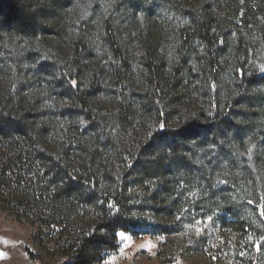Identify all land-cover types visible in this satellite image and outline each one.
<instances>
[{
  "label": "trees",
  "instance_id": "16d2710c",
  "mask_svg": "<svg viewBox=\"0 0 264 264\" xmlns=\"http://www.w3.org/2000/svg\"><path fill=\"white\" fill-rule=\"evenodd\" d=\"M222 1L0 0V209L59 264H264V3Z\"/></svg>",
  "mask_w": 264,
  "mask_h": 264
},
{
  "label": "rangeland",
  "instance_id": "374dc122",
  "mask_svg": "<svg viewBox=\"0 0 264 264\" xmlns=\"http://www.w3.org/2000/svg\"><path fill=\"white\" fill-rule=\"evenodd\" d=\"M236 1H239L240 6L246 2L245 5L252 6L254 10L259 4L264 3V0H223V13H226L227 17L233 12ZM255 16L258 26H264V16L259 13H255ZM256 29L260 30L259 27ZM255 66H260V59L257 56H253L247 65L249 68ZM46 236L38 232L37 226L28 222H18L0 209V264H59L63 257L58 251L57 243L52 237ZM118 237L120 242L118 251L109 254L100 264H162L157 256L159 245L164 239L162 236L135 237L119 233ZM171 264L211 263L209 260L191 255L189 259Z\"/></svg>",
  "mask_w": 264,
  "mask_h": 264
},
{
  "label": "snow or ice",
  "instance_id": "6c2138e0",
  "mask_svg": "<svg viewBox=\"0 0 264 264\" xmlns=\"http://www.w3.org/2000/svg\"><path fill=\"white\" fill-rule=\"evenodd\" d=\"M262 70H264V69H262ZM73 83H75V82H73ZM160 127H161V128H163V127H164V125H163V124H161V125H160ZM209 220H211V217H209ZM121 235H123V233H121Z\"/></svg>",
  "mask_w": 264,
  "mask_h": 264
}]
</instances>
